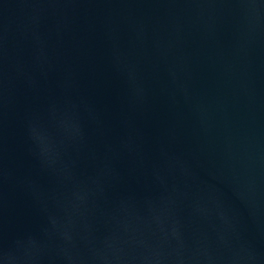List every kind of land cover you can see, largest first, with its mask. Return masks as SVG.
<instances>
[{"label":"water","instance_id":"95a60500","mask_svg":"<svg viewBox=\"0 0 264 264\" xmlns=\"http://www.w3.org/2000/svg\"><path fill=\"white\" fill-rule=\"evenodd\" d=\"M1 264H264V0H46Z\"/></svg>","mask_w":264,"mask_h":264}]
</instances>
